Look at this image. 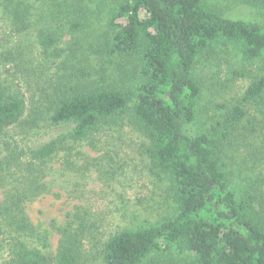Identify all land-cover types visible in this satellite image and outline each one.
I'll list each match as a JSON object with an SVG mask.
<instances>
[{"label": "trees", "instance_id": "obj_1", "mask_svg": "<svg viewBox=\"0 0 264 264\" xmlns=\"http://www.w3.org/2000/svg\"><path fill=\"white\" fill-rule=\"evenodd\" d=\"M31 6H13L12 21L25 24ZM75 18L68 17L72 31L81 27ZM107 23L109 30L91 48L120 59L114 80L102 86L62 85L42 114L52 126L69 124L66 134L20 148L23 135L16 125H30L39 112L23 119V98L0 88V142L6 150L0 159L3 264H82L86 216L77 215V229L65 226L49 252L50 233L32 226L23 206L40 194L44 184L37 178L60 150L68 154L82 143L99 142L105 133L125 130L145 139L144 151L167 181L168 196L157 199L149 216L134 214L101 243L103 264H264V176L237 185L218 152L245 109L234 105L222 120L209 121L210 128L188 129L203 108L195 73L199 58L220 39L238 44L245 57L263 56L264 18L224 17L207 0H118ZM56 38L47 35L40 42L46 46ZM100 68L105 73L104 65ZM263 87L264 78L250 82L244 100L256 101ZM261 147L254 152L259 161ZM17 173L23 181L16 180Z\"/></svg>", "mask_w": 264, "mask_h": 264}, {"label": "rangeland", "instance_id": "obj_2", "mask_svg": "<svg viewBox=\"0 0 264 264\" xmlns=\"http://www.w3.org/2000/svg\"><path fill=\"white\" fill-rule=\"evenodd\" d=\"M12 2L0 0V88L6 95L23 98V119L35 116L34 110L39 112L37 121L30 125H16L23 135L20 148L37 147L70 129L69 124L52 126L42 115L58 87L102 86L114 80L120 59L94 53L91 44L109 30L107 20L118 0ZM207 3L224 17L258 21L264 18V4L245 0ZM17 4L32 5L25 24L12 21L10 10ZM72 14L81 24L77 31L69 26L68 17ZM47 35L57 38L45 46L40 38ZM102 65L105 73L99 72ZM125 68L129 65L124 61ZM195 73L202 85L199 102L203 108L200 118L189 126L190 132L196 133L203 126L210 128L209 121L222 120L232 106H242L245 117L236 128H229L222 140L225 145L218 152L229 179L237 185L242 186L246 179L253 181L258 174L264 176L263 154L260 161L254 156L264 146V87L256 101L243 98L250 82L264 78V55L245 57L238 44L220 39L199 58ZM2 145L0 142V159L6 151ZM144 145L145 139L136 133L108 132L99 142L96 139L93 144L82 143L69 155L60 150L47 162L37 178L44 187L23 207L32 226L50 233L46 248L49 252L56 248L65 226L77 229L78 226L73 227L77 215L86 216L81 262L103 264L98 256L101 243L134 214L149 216L158 208L157 199L165 197L167 181L158 177L160 170L152 166ZM15 176L23 181L19 173Z\"/></svg>", "mask_w": 264, "mask_h": 264}]
</instances>
